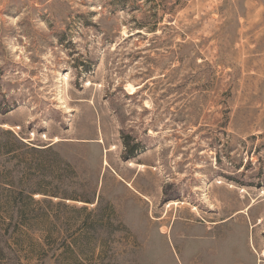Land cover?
<instances>
[{"label":"rangeland","instance_id":"obj_1","mask_svg":"<svg viewBox=\"0 0 264 264\" xmlns=\"http://www.w3.org/2000/svg\"><path fill=\"white\" fill-rule=\"evenodd\" d=\"M0 102L70 164L0 264H264V0H0Z\"/></svg>","mask_w":264,"mask_h":264},{"label":"trees","instance_id":"obj_2","mask_svg":"<svg viewBox=\"0 0 264 264\" xmlns=\"http://www.w3.org/2000/svg\"><path fill=\"white\" fill-rule=\"evenodd\" d=\"M0 110L8 111L4 102H0ZM121 140L124 147L121 155L122 159L133 158L139 151L138 143L131 141L129 135H123L122 133ZM11 160H14L13 169L6 172L9 175L11 173L7 184L13 188V191L11 192V197L5 201V208L0 210V214L4 215L6 220L1 221L3 224H0V259L5 258V260L9 259L6 252L11 249L8 242L9 234L14 233L18 226L24 224L32 215L31 210L25 208L22 202L25 200L35 201L33 198L35 194L57 196L38 188L40 183V178L38 177H44L48 171L61 173L65 170L67 171L70 167L69 162L58 156L51 145L43 148L30 145L11 130L0 127V163H6ZM12 174L13 176L16 175L13 177ZM60 197L91 204L97 200V208H99L101 203V197L98 196L96 189H93L90 193L85 192L82 195L71 194L70 192ZM97 197L99 198L97 199ZM43 201L51 203V200ZM85 223L82 222V224ZM89 227L93 229L92 224ZM99 239H104V237L99 236Z\"/></svg>","mask_w":264,"mask_h":264},{"label":"bare ground","instance_id":"obj_3","mask_svg":"<svg viewBox=\"0 0 264 264\" xmlns=\"http://www.w3.org/2000/svg\"><path fill=\"white\" fill-rule=\"evenodd\" d=\"M54 141H57V138H55V140Z\"/></svg>","mask_w":264,"mask_h":264}]
</instances>
